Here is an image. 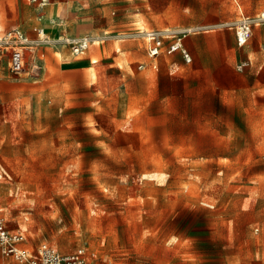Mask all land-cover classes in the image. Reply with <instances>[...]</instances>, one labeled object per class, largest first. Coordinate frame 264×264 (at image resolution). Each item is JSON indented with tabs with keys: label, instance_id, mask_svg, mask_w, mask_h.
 I'll list each match as a JSON object with an SVG mask.
<instances>
[{
	"label": "rangeland",
	"instance_id": "rangeland-1",
	"mask_svg": "<svg viewBox=\"0 0 264 264\" xmlns=\"http://www.w3.org/2000/svg\"><path fill=\"white\" fill-rule=\"evenodd\" d=\"M263 11L0 0L1 36L43 38L40 73L10 68L18 38L0 43V214L22 246H84L88 264H264V23L244 45L231 26ZM168 28L190 60L149 55L143 33ZM87 33L82 54L59 41ZM0 264L16 262L0 250Z\"/></svg>",
	"mask_w": 264,
	"mask_h": 264
},
{
	"label": "built area",
	"instance_id": "built-area-1",
	"mask_svg": "<svg viewBox=\"0 0 264 264\" xmlns=\"http://www.w3.org/2000/svg\"><path fill=\"white\" fill-rule=\"evenodd\" d=\"M260 23H264V11L258 15L240 17L233 22L231 26L235 28L237 43L244 45L252 34L253 26ZM143 35L149 41L150 56L156 57L161 53L172 54L176 51H181L183 56L190 60L189 53L183 46L185 33L168 28L149 30L144 32ZM14 37L18 38V41H15L16 44L12 45V50L10 51V68L19 72L25 68V64L28 62L30 68L40 73L43 67L38 63V55L35 49L43 42V38L29 39L23 33L10 30L3 36L0 35V43L9 47ZM169 38L171 42L165 45V40ZM59 41L68 44L75 54H82L97 39L95 35L87 33L80 36H65L60 38ZM26 47L31 48L29 55L25 53ZM250 65L251 60L245 59L237 62L235 67L242 72ZM139 67H143V64H140ZM24 240L25 235L20 231L11 230L4 216L0 214V250L3 255L12 258L16 264H88L92 259V252L84 246L70 252H63L50 244L42 243L34 251H30L22 246Z\"/></svg>",
	"mask_w": 264,
	"mask_h": 264
},
{
	"label": "bare ground",
	"instance_id": "bare-ground-1",
	"mask_svg": "<svg viewBox=\"0 0 264 264\" xmlns=\"http://www.w3.org/2000/svg\"><path fill=\"white\" fill-rule=\"evenodd\" d=\"M1 27H2V24H0V29H1Z\"/></svg>",
	"mask_w": 264,
	"mask_h": 264
},
{
	"label": "crops",
	"instance_id": "crops-1",
	"mask_svg": "<svg viewBox=\"0 0 264 264\" xmlns=\"http://www.w3.org/2000/svg\"><path fill=\"white\" fill-rule=\"evenodd\" d=\"M23 244V243H22Z\"/></svg>",
	"mask_w": 264,
	"mask_h": 264
}]
</instances>
